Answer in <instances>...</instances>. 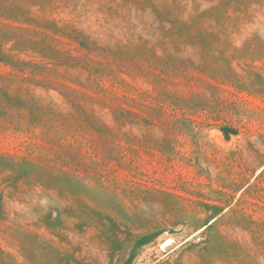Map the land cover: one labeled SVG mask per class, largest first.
Instances as JSON below:
<instances>
[{"label":"rangeland","instance_id":"obj_1","mask_svg":"<svg viewBox=\"0 0 264 264\" xmlns=\"http://www.w3.org/2000/svg\"><path fill=\"white\" fill-rule=\"evenodd\" d=\"M0 264H264V0H0Z\"/></svg>","mask_w":264,"mask_h":264},{"label":"trees","instance_id":"obj_2","mask_svg":"<svg viewBox=\"0 0 264 264\" xmlns=\"http://www.w3.org/2000/svg\"><path fill=\"white\" fill-rule=\"evenodd\" d=\"M9 18L13 19V20H18L17 19V15H11L9 16ZM74 40H76L79 44L80 47L86 49V50H91V46L89 45V43H87L86 41L83 40H79L77 39V37H72ZM6 62V61H5ZM13 64V63H12ZM15 66V65H14ZM17 96V101L19 103L18 105V110L19 112H21L22 117L26 118L28 117V121L29 124L31 125V127L33 129H37V128H42L40 123L37 121L39 120V118L37 117L39 115V113H46L47 114V118L46 120L49 121L50 126L56 130H67L70 129V124L68 123L67 120H65V118H63L60 114L54 112V110H43L42 107L40 108H34L31 105H29V102L27 99L23 98L20 95H16ZM75 105L78 107L79 111H81L82 113H84V110L82 107H80V105H78L77 103H75ZM90 117V116H89ZM116 119H119L120 117H118L117 115H115ZM222 130L224 131V133L230 134V133H236V129H231V127L229 126H224L222 127ZM52 168L54 170H52V172L54 173V175H58L59 172L57 171H62V169L59 170H55L56 165H53Z\"/></svg>","mask_w":264,"mask_h":264}]
</instances>
